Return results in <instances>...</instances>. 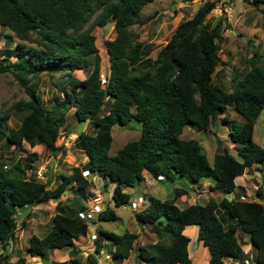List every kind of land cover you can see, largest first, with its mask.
Returning <instances> with one entry per match:
<instances>
[{
    "label": "trees",
    "instance_id": "16d2710c",
    "mask_svg": "<svg viewBox=\"0 0 264 264\" xmlns=\"http://www.w3.org/2000/svg\"><path fill=\"white\" fill-rule=\"evenodd\" d=\"M151 1L0 0V27L8 28L19 40L13 47L6 42L0 49V71H8L24 92V97L0 110V146L19 147L25 141L56 155L61 146L55 141L70 107L75 119L87 122L92 131L75 133L73 143L85 161L69 173H59L51 188L47 181L18 170L20 165L32 169L31 163L38 156L34 151L8 170L0 166V264H25L22 256L8 262L5 250L15 233L17 209L56 200L72 187L73 205L56 201L46 232L28 237V255L44 257L53 249L71 246L69 260L50 264H97V254L108 246L109 257L115 261L132 252L140 264H190L189 239L182 230L194 225L196 239L208 251L206 264L246 260L235 236L237 228L254 248V263L264 264V203L241 201L238 195L228 201L209 196L204 204L178 207L177 197L186 193L179 187L169 199L148 196L145 207L133 212L138 224L155 236L154 242L136 246L135 233L125 230L116 234L99 225L93 251L83 257L84 263L76 256L79 248L72 238L85 234L87 224L78 212L85 208L82 200L91 182L82 171L98 177L99 186H105L104 181L113 184L110 206L90 218L100 223L114 220L113 209L131 202L123 188L142 181L143 172L150 178L187 175L191 182L210 178L211 189L230 193L236 176L254 164L264 165V149L252 140L253 125L264 106V52L252 51L246 59L248 68L230 78L229 91L213 85L211 77L219 64L220 25L205 21L215 6V1L205 0L190 18L173 28L150 58L131 26L149 18H139V11ZM242 1L264 10V0ZM109 21L114 36L104 41L108 74L100 84L99 56L91 30ZM91 54L93 58L86 60L89 72L82 79L76 78L72 72L83 69ZM12 56L13 61L9 60ZM53 73L62 79L51 81L62 98L54 96L45 102L37 90L38 81L41 74L52 77ZM227 106L241 122L224 115ZM10 114L18 119L14 127L6 123ZM129 120L139 124L138 136L109 155L111 127L123 126ZM217 120L227 128L233 153L226 146L217 147L209 163L197 140L179 135L185 126L206 132ZM255 194L262 197L259 187Z\"/></svg>",
    "mask_w": 264,
    "mask_h": 264
},
{
    "label": "rangeland",
    "instance_id": "374dc122",
    "mask_svg": "<svg viewBox=\"0 0 264 264\" xmlns=\"http://www.w3.org/2000/svg\"><path fill=\"white\" fill-rule=\"evenodd\" d=\"M203 1L205 0H152L145 4L139 11V18H149L139 25L131 26L132 31L137 35L136 41L140 42L148 51V56L153 58L157 49L168 39L173 28L180 21L190 18L192 13ZM213 1H215V5L220 6V9H212L205 16V21L210 25L219 22L221 39L218 46L219 64L212 75L211 82L213 85L229 91L231 89L230 78L248 68L246 59L250 56L252 51L261 54L264 52V43H262L256 50L253 47L254 45H250L252 41L253 44L256 43L259 37L258 35L260 34L259 29H261V33L264 30V10H262V8L260 10L258 7L251 6L242 0H223L222 4L219 0ZM91 33L94 35V45L97 48V54L99 56L100 72L103 73L107 71L109 62L104 48V41L111 39L114 36L112 21H109L103 27L94 26ZM18 41L17 37L8 28L0 27V49L7 45L6 42H8L7 46L13 47ZM92 58L93 55H89L88 58L85 59L83 69H76L72 72L76 78L82 79L89 72L91 67L88 65L89 62L86 63V60ZM9 60L13 61L14 57H10ZM51 81H62V79L58 73H53L52 77L41 74L38 81L37 90L45 102L50 101L51 97L53 98L54 96L62 98L61 94H58V92L55 91L56 89L53 87ZM22 97H24V92L13 76L8 71H0V110ZM73 110V107L68 109L65 114L64 124L59 128V134L55 144L61 146V148L56 155L53 156L50 151L45 150L43 146L39 144L31 147L25 141H23L19 147L10 146L9 148L4 149L5 147L0 146V166L2 169H10L16 161H20L21 163L24 160L26 153L34 151L38 156L31 163L32 169L29 171V169H24L20 165L18 170H23L25 176L34 174L40 181H47L48 187L51 188L58 180L57 175L59 173H69L73 166L81 165L85 161V156H83L82 152L76 148L73 139L75 133H78L79 131L89 133L92 131L91 126L87 122H78L75 119ZM224 115L228 119L234 120L238 123L242 120V118L234 112L230 106L225 108ZM17 121V117L10 114L6 123L9 127H14L17 124ZM110 133L112 140L108 149V154L114 155L116 150L122 146L124 142L135 139L138 136L139 124L134 120H129L123 126L114 124L111 127ZM227 133V128L219 121H216L206 132L195 131L188 126H185L179 137L183 139L197 140L203 148L207 161L211 163L213 153L217 147H220V145H227V147L230 148V141L228 140ZM216 139L219 140V143ZM252 140L264 149V106L255 120ZM228 150L230 153H233V150ZM252 169L253 168L246 169L243 175L245 184L248 187H250L254 180H250V177H253L252 174L254 172V169ZM255 171L259 174V177H255V180H257V182L264 181V165L258 166ZM144 173L145 172H143V175ZM85 177L91 182L85 192L82 204L86 206V209L90 208L93 215L92 217L95 218L97 208L94 205L98 207V210L108 205L113 184L104 181L107 182V184L105 186H99L97 184L99 181L98 177L90 174H87ZM159 187H161L167 195H164V193H157V191L152 190V186L150 187L146 183L139 184L138 187L135 185L133 187H124L123 189L130 195L131 200L134 201L136 199L133 192L139 193L144 188L146 189V193H151L153 197L164 200L171 198L172 190L179 187L187 190L189 195L185 196L183 202L177 200V206H185L186 202L191 201V195L195 196L196 203L202 204L204 202V199H200L198 196L200 190L203 188H198L197 186L195 188L186 176L173 174L171 179H164L161 182H157L156 188L158 189ZM192 187L193 189L195 188V192H193ZM73 190L74 187H72L71 190H65L58 197L59 203L64 206H72L73 204L71 200L73 199ZM216 193L218 198L226 196L225 193L218 190H216ZM76 199H80L79 196H77ZM146 203L147 199L145 200V204ZM55 205L56 201L52 199L38 202L30 207L17 209L15 216L17 222L15 233L8 241L5 249L9 255L8 262L14 261L19 256L24 258L25 264H50V262L69 260L71 246L53 249L44 257L37 255L30 256L26 252L28 237L31 234L42 236L50 226V219L54 213ZM139 207L141 206H138V208ZM134 209L137 208L133 204L130 206L114 208L113 210L116 218L111 221H101L100 223H96L92 222V219L90 218L85 220L87 224L85 234L72 238L73 245L79 248L76 256L80 257L81 263H84L82 261L83 257L87 253L93 251V237L96 235L99 225L102 229L112 231L116 234H120L125 230L133 232L136 234V238L142 237V240L145 242H152L153 239H155V236L152 233L150 234L147 228H145V231H148L147 233L151 236H147V239H143V235L147 234L142 232L144 228H142V225H139L134 219ZM187 235L189 236L191 233L189 234L188 232ZM235 235L238 242L241 243V247L245 248L243 244L247 242V245L249 246L248 249L246 248V252H248L247 257L251 255V253H254V248L248 244L244 233L237 230ZM242 236H245L243 239L245 242L242 241ZM139 243L140 242L138 241L137 244L140 245ZM107 248L108 246L104 247L97 254L96 258L98 264H139L132 252L124 262L115 261L112 257L104 258L105 254L110 255ZM187 250L190 264L206 263L208 259V251L197 241L195 233L191 236L187 245ZM252 264H254V262Z\"/></svg>",
    "mask_w": 264,
    "mask_h": 264
},
{
    "label": "crops",
    "instance_id": "0c3cea01",
    "mask_svg": "<svg viewBox=\"0 0 264 264\" xmlns=\"http://www.w3.org/2000/svg\"><path fill=\"white\" fill-rule=\"evenodd\" d=\"M260 10H261V8L260 7H258ZM254 24H256V23H254ZM260 30V34L257 36V34H256V36L258 37V39H257V41H256V43H254L253 44V41L251 42V46H253L254 47V49L256 50L262 43H264V30H263V32L261 33V29H259ZM253 40V39H252ZM249 57V56H248ZM107 69H108V66H107ZM211 80H212V77H211ZM221 117V115H219L218 116V118H220ZM218 121V120H217ZM254 126V125H253ZM252 133H253V131H252ZM231 143H230V148H228L227 147V145H226V147L228 148V149H231ZM220 146H223V145H220ZM232 150V149H231ZM258 166H260V165H258V164H254L253 166H251V167H249V168H253V169H257L258 168ZM252 169V170H253ZM245 171V170H244ZM243 175H244V172H243V174H241V175H239V176H236L235 178H234V185H235V187H234V190L232 191V192H230V193H225L226 194V196L224 197V196H222V197H220V198H218V196H217V193H216V190L217 189H211L210 187L212 186V184H213V180L212 179H210V178H202V179H200V180H198L197 182H191L190 180V183H192V185H194L195 186V188H196V186L198 187V188H200V187H202L203 189L202 190H200V192H199V194H198V196H199V198L200 199H204V202L203 203H205L206 201H207V199H208V197L209 196H211V197H216V198H214L216 201H219V200H221L222 198H224V199H226L227 201L228 200H230V199H232L233 197H234V195H241V194H252V188H251V185H250V187H248V186H246V184H245V180L243 179ZM183 176H186L187 177V175H183ZM188 178V177H187ZM161 181H163V180H155V179H152V178H150L146 173H144V175H143V180L142 181H140L139 183H137L136 185H137V187H138V185L139 184H147L148 186H152V190H154V191H157V193H161V194H163L164 193V195H167V194H165V192L161 189V187H159L158 189L156 188V186H157V182H161ZM238 181V182H237ZM98 185H100L99 184V182L97 183ZM251 184H253V182L251 183ZM113 186V185H112ZM195 188L193 189V187H192V190H193V192H195ZM124 190V189H123ZM145 188L141 191V192H139V193H134L133 192V195H135V199L138 197V196H141L142 198H147L148 196H152L151 195V193H146L145 192ZM154 191H153V193H154ZM173 191V190H172ZM198 191V190H197ZM219 191V190H218ZM193 192H192V194H193ZM222 192V191H221ZM262 192V197L263 198H261V200L262 201H260V202H264V191H261ZM224 193V192H223ZM186 195H189L188 193H187V190H186V193L185 194H183V195H181V196H179V197H177V199H176V202H177V200H179V201H181V202H183L184 201V198H185V196ZM183 196V197H182ZM153 197V196H152ZM155 198V197H154ZM82 199V198H81ZM161 200V199H160ZM163 200V199H162ZM132 201V200H131ZM192 203H196V198H195V196H193V195H191V201L190 202H186V205L187 204H192ZM202 203V204H203ZM108 206H110L109 205V203H108ZM179 207H181V206H179ZM183 207V206H182ZM226 220V219H225ZM142 228H144V230L142 231V232H145L144 234H147V235H143V239H147V236H151V235H149L147 232L148 231H145V228L146 227H144V226H141ZM196 231H197V228H196V226H194V225H190V226H186L183 230H182V233L183 234H185L187 237H188V239H189V241H190V239H191V236H193V234L195 233L196 234ZM188 232H189V234L191 233V235H187L188 234ZM236 232H237V230H236ZM235 232V233H236ZM187 233V234H186ZM151 234V233H150ZM245 238V236L243 237H241V239H242V241L243 242H245L243 239ZM138 241L140 242L139 244L140 245H142V244H144V243H146V242H148V241H144V240H142V237L141 238H136V241H135V244L136 245H138L137 243H138ZM155 241V239H153V241L152 242H154ZM199 242V241H198ZM189 243V242H188ZM244 247H245V249L246 248H249V246L247 245V242L246 243H244V245H243ZM254 255H255V253H251V255H249L248 256V258H249V260L251 259V263H247V264H252L253 263V261H252V258L254 257ZM129 257V256H128ZM127 257V258H128ZM126 258V259H127ZM126 259H123V260H121V261H125ZM228 263H230V264H244L245 263V261L244 262H242V261H230L229 260V262Z\"/></svg>",
    "mask_w": 264,
    "mask_h": 264
},
{
    "label": "clouds",
    "instance_id": "9594fccd",
    "mask_svg": "<svg viewBox=\"0 0 264 264\" xmlns=\"http://www.w3.org/2000/svg\"><path fill=\"white\" fill-rule=\"evenodd\" d=\"M220 3L222 4L223 3V0H221L220 1ZM220 9V6L219 5H215L214 7H213V10H216V9ZM109 63V62H108ZM100 70V69H99ZM108 70V69H107ZM100 74H103L105 77L107 76V71H105V72H100L99 73V75ZM100 79V78H99ZM101 84V83H100ZM256 169H254V172H257V171H255ZM83 172H85V171H82V175L83 176H86L88 173L86 172L85 174H83ZM253 172V173H254ZM253 175V174H252ZM96 177V176H95ZM152 179H155V180H164V179H166V178H164V176L163 175H157L155 178H152ZM251 179H254L253 180V184H251V188H252V194H241V195H239L238 196V198L241 200V201H250V200H254V201H257V202H260V201H262L261 200V198H263V197H258V196H256V194H255V192H256V189L259 187L260 189H261V191H264V189H263V187L261 186V182H257V180H255V178H253V177H250V180ZM234 180V179H233ZM99 182V184H100V180L98 181ZM260 183V184H259ZM254 184H259L258 186H257V188L256 189H254L253 188V185ZM113 187V186H112ZM241 196H243L244 197V199L242 200L240 197ZM139 199V200H138ZM58 199H56L55 201H57ZM145 200H146V198L144 199V198H142L141 196H138L137 198H136V200L134 201V200H132L128 205H125V206H130L132 203L134 204V206L137 208V209H134L133 210V212L134 211H136V210H138V209H140V208H143V207H145ZM260 203H264V202H260ZM192 204H194V203H192ZM204 204V203H203ZM138 206H141V207H139L138 208ZM179 207V206H178ZM103 209V208H102ZM102 209H100L98 212H100ZM79 212H83V213H90L91 214V216H89V217H85V218H82V217H80L79 215V217L81 218V219H83V220H88L89 218H91L93 215H92V213L90 212V208H87L86 209V206H85V208L83 209V210H80ZM78 212V213H79ZM97 212V213H98ZM236 230H239L238 228L236 229ZM236 230H235V232H236ZM183 234V233H182ZM196 235V234H195ZM236 236V235H235ZM187 237V236H186ZM188 238V237H187ZM93 240H94V238H93ZM198 241V240H197ZM238 241V240H237ZM189 242V241H188ZM249 244V243H248ZM133 245H134V243H133ZM136 245V244H135ZM187 245H188V243H187ZM244 245V244H243ZM137 246V245H136ZM240 246H241V243H240ZM206 248V247H205ZM242 248V250H243V252L246 254V257H247V253L248 252H246L247 251V249H245V248H243V247H241ZM188 251V250H187ZM107 255V257H105ZM105 256H104V258H108L109 257V255L108 254H105ZM110 258V257H109ZM137 261H138V259H137ZM228 261L229 260H227V263H228ZM230 261H236V260H231L230 259ZM245 261V263L244 264H247L248 262H250L251 263V259L249 260L248 259V257L246 258V260L244 259L242 262H244ZM252 261H253V258H252ZM139 262V264H140V261H138ZM254 262V261H253ZM98 264V263H97ZM206 264V263H205ZM229 264V263H228ZM255 264V263H254Z\"/></svg>",
    "mask_w": 264,
    "mask_h": 264
},
{
    "label": "built area",
    "instance_id": "2783aa9c",
    "mask_svg": "<svg viewBox=\"0 0 264 264\" xmlns=\"http://www.w3.org/2000/svg\"><path fill=\"white\" fill-rule=\"evenodd\" d=\"M217 10V9H216ZM99 78H100V83L102 84V83H105V80H106V77L103 75V74H100L99 75ZM86 172H83V174H85ZM255 177H259V174H258V172H254L253 173V178H255ZM260 182V181H259ZM260 184V183H259ZM258 184V185H259ZM257 184H254L253 185V188L254 189H256L257 188V186H258ZM261 186L263 187V189H264V181H261ZM242 200L244 199V197L243 196H241L240 197ZM139 200V199H138ZM133 204V203H132ZM134 205V204H133ZM96 208H97V212L99 211L98 210V207L96 206V205H94ZM91 212V211H90ZM78 215L80 216V217H82V218H87V217H89V216H91V214L90 213H83V212H79L78 213ZM95 236V235H94ZM94 238V237H93ZM105 257H107V255L105 256Z\"/></svg>",
    "mask_w": 264,
    "mask_h": 264
}]
</instances>
